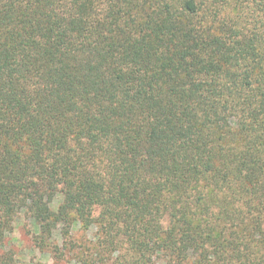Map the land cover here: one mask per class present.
Wrapping results in <instances>:
<instances>
[{"label":"trees","instance_id":"trees-1","mask_svg":"<svg viewBox=\"0 0 264 264\" xmlns=\"http://www.w3.org/2000/svg\"><path fill=\"white\" fill-rule=\"evenodd\" d=\"M22 216L81 264H264V0H0V264Z\"/></svg>","mask_w":264,"mask_h":264},{"label":"rangeland","instance_id":"rangeland-1","mask_svg":"<svg viewBox=\"0 0 264 264\" xmlns=\"http://www.w3.org/2000/svg\"><path fill=\"white\" fill-rule=\"evenodd\" d=\"M81 222L73 232L74 238L80 240H90L94 237L96 230L92 226L88 232L81 228ZM38 233V229L34 226L33 220L27 216H22L15 223L13 232L7 239V249H13L14 255L17 259L18 264H81L77 259H74L70 254L76 253L75 249L70 246L71 250L62 246L61 240L57 241L56 244L61 248L60 253L51 251L50 248L45 250L40 249L37 246L34 239ZM88 235V237H87ZM56 233V238H58ZM87 237V238H86ZM86 238V239H85ZM61 239V238H60ZM115 257L108 260L107 262L99 264H116Z\"/></svg>","mask_w":264,"mask_h":264}]
</instances>
